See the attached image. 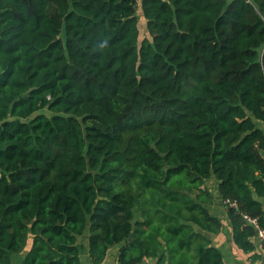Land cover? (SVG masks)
Listing matches in <instances>:
<instances>
[{
    "label": "trees",
    "instance_id": "trees-1",
    "mask_svg": "<svg viewBox=\"0 0 264 264\" xmlns=\"http://www.w3.org/2000/svg\"><path fill=\"white\" fill-rule=\"evenodd\" d=\"M0 0V264H224L264 226V0ZM198 226L201 231L194 230ZM132 234L131 240H128Z\"/></svg>",
    "mask_w": 264,
    "mask_h": 264
},
{
    "label": "crops",
    "instance_id": "crops-1",
    "mask_svg": "<svg viewBox=\"0 0 264 264\" xmlns=\"http://www.w3.org/2000/svg\"><path fill=\"white\" fill-rule=\"evenodd\" d=\"M257 124L264 130V121H257ZM210 194L211 201L204 202L203 205L208 209L209 213L218 218L221 227L217 232L202 231V234L210 240V243L217 247L223 256L224 264H264V248L262 247L257 235L254 233L250 240L254 248L251 251L245 252L238 247L232 238V227L229 216L227 214V205L221 197L218 180L214 176L204 180L202 185ZM264 207V196L258 198ZM194 230L201 231L198 226H193ZM31 239L28 240V245L20 253L12 255L13 264H21V259L29 248ZM80 245V261L81 264H91L88 253L87 233L79 237ZM120 244H114L108 248L107 254L101 264H116L117 252ZM138 264H157L155 257H144Z\"/></svg>",
    "mask_w": 264,
    "mask_h": 264
},
{
    "label": "built area",
    "instance_id": "built-area-1",
    "mask_svg": "<svg viewBox=\"0 0 264 264\" xmlns=\"http://www.w3.org/2000/svg\"><path fill=\"white\" fill-rule=\"evenodd\" d=\"M226 204L235 206V202L229 199L224 200ZM247 220L254 226L255 234L257 235L262 247L264 248V226H260L256 218L247 217Z\"/></svg>",
    "mask_w": 264,
    "mask_h": 264
},
{
    "label": "rangeland",
    "instance_id": "rangeland-1",
    "mask_svg": "<svg viewBox=\"0 0 264 264\" xmlns=\"http://www.w3.org/2000/svg\"><path fill=\"white\" fill-rule=\"evenodd\" d=\"M139 1L140 0H136V9H135L136 11H135V13L138 17L139 40H142L144 37H149V33L147 30L146 21L141 14V9L139 7Z\"/></svg>",
    "mask_w": 264,
    "mask_h": 264
},
{
    "label": "water",
    "instance_id": "water-1",
    "mask_svg": "<svg viewBox=\"0 0 264 264\" xmlns=\"http://www.w3.org/2000/svg\"><path fill=\"white\" fill-rule=\"evenodd\" d=\"M131 238H132V234H129V236H128V240H131Z\"/></svg>",
    "mask_w": 264,
    "mask_h": 264
}]
</instances>
